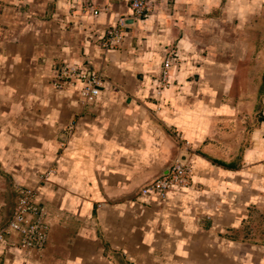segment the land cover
Listing matches in <instances>:
<instances>
[{
  "label": "crops",
  "instance_id": "obj_1",
  "mask_svg": "<svg viewBox=\"0 0 264 264\" xmlns=\"http://www.w3.org/2000/svg\"><path fill=\"white\" fill-rule=\"evenodd\" d=\"M0 1V226L22 186L49 214L45 249L6 235L0 264H264V119L226 99L262 0H156L138 20L129 0ZM62 63L101 77L95 102L50 86ZM250 83L264 116V72ZM179 159L190 186L138 195Z\"/></svg>",
  "mask_w": 264,
  "mask_h": 264
},
{
  "label": "rangeland",
  "instance_id": "obj_2",
  "mask_svg": "<svg viewBox=\"0 0 264 264\" xmlns=\"http://www.w3.org/2000/svg\"><path fill=\"white\" fill-rule=\"evenodd\" d=\"M248 3L251 4L252 8H256L258 10L264 11V0L258 1V2L254 1L253 3L256 4V6H252V4H253L252 2H248ZM151 11H150V13H151ZM150 13H148V14H150ZM121 18L124 19V17H121ZM258 19H259V22H257ZM258 19H256L255 25L252 27V29L250 28V26H243L242 34L237 33V34L242 36L241 40L240 41H234L233 40V42L235 43V47L234 48L231 47L232 50L227 49L228 53L231 51L229 56H232L233 60H234V63L232 64L231 68H229L227 70V74L230 75V79L233 80V78H234L236 80V81L233 80L232 82L230 81L232 86L234 87V90L236 89L237 91L239 90V92H240V87L241 86L243 87V92H242L243 97L241 98V102L237 98L234 99L230 96H227L226 99L230 100L233 103H242V105L244 106V110H248L247 113L246 112L241 113L244 121L245 120L261 121L264 119V116L262 114L263 109L259 110V108H257L258 109L257 111H255L256 110L255 109L254 112H251V108H250V106H252L254 104V99H255L254 96H251V91L249 90L250 84H251L250 80H251V78H257V77L259 78L261 76L262 72H264V17L259 16ZM236 43H237V45H236ZM170 51H173V53H174V59H175L174 64H175L177 61L175 51L173 49H171L168 52H170ZM166 57H168V55H165L164 59ZM164 59H163V61H164ZM163 61H162V64H163ZM235 61H236V64H235ZM162 64H161V68H162ZM61 66H63V64H58L56 66H53V73H54V71L59 70V68ZM89 67L91 68V66H89ZM227 67H230V65H227ZM170 70L168 71V79H169ZM99 78L101 79L100 76H99ZM162 80H164V79L162 78ZM50 86L53 89L58 91V89L53 87L51 80H50ZM100 86H101V83H100ZM163 88H164V85H162V83L159 80L158 89H163ZM234 90L232 89L233 92H234ZM244 90H245V92H244ZM98 96H99V94H98ZM97 97H95L93 99L94 102L97 100ZM261 101H262L261 97L258 96L256 105H258V104L260 105ZM85 103L90 104V102H85ZM249 131H250L249 129H246L245 135H247L249 133ZM182 165L183 164H180V166H178L180 168V171H182L181 173H179L177 167H173V165L169 166L168 171L165 174L148 181V183L143 185L144 187L141 186L142 190L147 188L149 185H152L153 182L156 181L155 179H160L163 177H166L168 180H171V181H177V182L186 181V183H182V184H184L183 187H177V188L178 189L187 188L188 186H190L189 184H190V180L192 177V171H191V168L189 166H186V165L182 166ZM172 172L178 174L179 181L177 180V178L175 180V177L171 176ZM188 177H189V179H188ZM23 187H26V186H23ZM23 187L19 188V190L17 192V196H19L21 190H26ZM181 192L184 193V191H181ZM169 193H172V192L169 191ZM32 194H33L32 204L36 208L37 214L31 216V218H32V220H37L38 216L40 218L41 214H43V212L44 211L46 212L47 210L45 209L44 206L39 205L37 203V201L35 199V192H32ZM138 195L143 196V197L147 196V194L142 195L139 193H138ZM13 213H14V208H13V211H12L10 218L3 225L0 226V230L7 227V225L9 224V222L13 216ZM48 216H49V214L47 212V215L45 218L46 221L44 220V224L48 228V235H47L43 250L45 249V247L48 243V236H49V226L47 224ZM14 234H17L20 237V239L18 240L19 241L18 244H19L21 249L28 251V252L30 250H33L36 252L43 251V250H41V251L34 250V249H37L39 242H40L37 239L32 242V246L27 247L22 242V240H23V239H21L22 236L16 232H14ZM5 237H6V235H5ZM252 241L255 242V240H252Z\"/></svg>",
  "mask_w": 264,
  "mask_h": 264
},
{
  "label": "built area",
  "instance_id": "obj_3",
  "mask_svg": "<svg viewBox=\"0 0 264 264\" xmlns=\"http://www.w3.org/2000/svg\"><path fill=\"white\" fill-rule=\"evenodd\" d=\"M155 1L156 0H130L132 17L138 20L146 16L152 10V5L153 3H155ZM95 14H97V11H95ZM120 21L121 23H119L117 27H113L107 32L108 39L104 43V48H112V45L116 44L121 39L125 20L120 19ZM166 55H168V57L164 59L162 68L160 70L161 80L162 78L164 79L162 81H166L168 79V71L172 68L175 61L173 51L167 52ZM62 64L63 66H61L59 70L55 72L56 86L71 87L78 82H82L83 84H86L90 87V91L88 90L86 93H84V95L87 97L86 102L93 101V99L99 94V76L91 71V68L89 66H85L88 68H78L68 63ZM178 166H180V164L173 167H177L179 173H181L182 171H180V168ZM171 176L175 177V180L177 178V180L179 181L178 174L172 172ZM182 183H186V181H171L166 177H163L153 182V184L151 185V190L159 194L161 197L165 198L167 197L169 190L176 189L177 187H183L184 184ZM19 198L21 200L19 201L17 206H14L13 216L6 228L10 227L15 230V232L21 234V239H23L22 242L27 247L32 246V242L37 239L40 242L37 249L34 250L41 251L44 248V244L48 235V228L44 224V220L47 214L44 211L43 214H41L40 218L38 216L37 220H32L31 216L37 214V210L33 204L32 206L30 205L31 198L27 193V190H21Z\"/></svg>",
  "mask_w": 264,
  "mask_h": 264
},
{
  "label": "bare ground",
  "instance_id": "obj_4",
  "mask_svg": "<svg viewBox=\"0 0 264 264\" xmlns=\"http://www.w3.org/2000/svg\"><path fill=\"white\" fill-rule=\"evenodd\" d=\"M130 1V0H129ZM132 11V10H131ZM94 14H95V12H94ZM129 18L130 17H128V19H125V22H128V20H129ZM131 18H132V20L133 19H135V18H133L132 16H131ZM120 19H122V18H120ZM120 19H118L117 20V22H116V26H112V28L113 27H117L118 26V24L119 23H121V21H120ZM123 20V19H122ZM136 20V19H135ZM125 22H124V26H125ZM121 41V39L116 43V44H118L119 42ZM85 68H88V67H85ZM52 77H53V79L51 80L52 81V85H53V87L54 88H56V89H58V90H65V89H68V88H76V90H78V92H79V94L83 97V98H85V99H87V97L84 95V93H86L88 90L90 91V87L88 86V85H86V84H83L82 82H78V83H76L75 85H73V86H71V87H65V86H62V87H57L56 86V84H55V81H56V74L55 73H53V75H52ZM98 83H99V85H98V90H99V88H100V78H99V80H98ZM178 164H183V165H186V166H189L190 167V165L186 162V161H182V160H175L174 162H172L171 163V165L170 166H175V165H178ZM182 165V166H183ZM168 171V170H167ZM187 171V170H186ZM188 179H189V177H188ZM155 180H157V179H155ZM190 185V184H189ZM23 187V186H22ZM144 187V186H143ZM151 185H149L147 188H145V189H143L142 190V187L140 188V190H139V194H142V195H145V194H147V196H150L151 194L152 195H154V196H156V197H158L160 200H167V198L170 196V194L171 193H169V191L170 192H172L174 189H171V190H169L168 191V196L167 197H165V198H163V197H161L159 194H157V193H155V192H153L152 190H151ZM23 188H25L26 190H27V193L29 194V196H30V198H31V201H30V205L32 206V197H33V195H32V192H34L32 189H30V188H27V187H23ZM183 189V188H182ZM21 199L19 198V196H17L16 195V201H15V206H17V204L19 203V201H20ZM45 207V206H44ZM46 214H47V211H46ZM46 221V220H45ZM14 232H15V230H13L12 228H10V227H8V228H6V229H1L0 230V242L1 241H3V239H4V237H5V235H12V234H14ZM17 233V232H16ZM21 235V234H20ZM22 236V235H21Z\"/></svg>",
  "mask_w": 264,
  "mask_h": 264
}]
</instances>
